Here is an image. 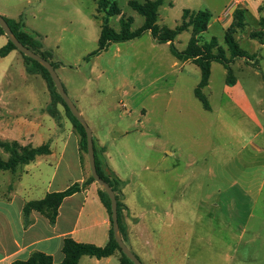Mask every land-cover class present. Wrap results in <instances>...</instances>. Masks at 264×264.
<instances>
[{"label": "rangeland", "instance_id": "374dc122", "mask_svg": "<svg viewBox=\"0 0 264 264\" xmlns=\"http://www.w3.org/2000/svg\"><path fill=\"white\" fill-rule=\"evenodd\" d=\"M111 1L117 3L122 15L109 17L99 9V0H0V5L8 7L17 16V22H21L45 50L67 64L65 69L60 66L56 71L65 90L74 94L80 93L87 81L85 58L98 49L105 17L117 32L122 19L133 18L132 31L144 24V17L129 5L132 0ZM136 1L143 4L148 0ZM232 1L164 0L158 23L174 29L182 24L185 10H208L212 19L208 30L199 38L200 45L215 37L218 48L231 58L225 33L233 26H224L218 17ZM246 21L244 28L236 26L235 39L250 59H235L231 68L260 125L226 92L232 86H227V71L220 63L213 64L210 85L203 89L212 109L206 110L195 94L201 79L198 66L176 59L170 47L154 42L150 33L134 41L113 44L93 60L92 80L102 86L101 108L111 114L109 123L139 128L137 120L146 113L145 126L149 128L155 121L163 126L175 125L169 146L175 161H181L177 163L175 175L178 180L180 175L189 173L191 188H202V196L193 193L191 202L197 205L202 200L203 205L206 201L205 213L202 212L207 222L206 233L217 239L208 245V250L218 248V254L222 253L220 264H264V153H259L255 147L264 148V132H260L262 128L264 131V48H261L264 18L257 22L248 13ZM63 28H66L65 33ZM254 33L261 40L253 38ZM60 37L64 38L61 50L54 52L52 49ZM191 38L192 28L179 35L175 42L177 49L184 51ZM218 48L214 49L216 54ZM8 68L0 67L1 77ZM13 74L16 82L10 89L23 87L20 70L14 69ZM127 82L134 84V91L125 88ZM44 83L47 81H40V91L44 90ZM35 85L39 87V82ZM121 103L126 105L127 112L121 108ZM118 116L124 120L116 121ZM131 139H135V135ZM162 140L166 143L167 136ZM2 157L7 160L9 155L2 150ZM83 158L91 174L84 151ZM186 161L191 163L190 167L184 165ZM150 174V170L141 171L140 182L153 188V181L148 178ZM9 175L0 171V194Z\"/></svg>", "mask_w": 264, "mask_h": 264}, {"label": "crops", "instance_id": "0c3cea01", "mask_svg": "<svg viewBox=\"0 0 264 264\" xmlns=\"http://www.w3.org/2000/svg\"><path fill=\"white\" fill-rule=\"evenodd\" d=\"M243 10L245 15L251 13L259 22L264 18V0H246ZM0 15L18 19L2 5ZM23 30L26 31L25 26ZM62 32L65 33L66 28ZM62 40L64 38L60 37L52 51L61 50ZM8 42L6 35L0 36V48ZM42 50L47 51L44 47ZM22 56L20 51L13 50L8 56L0 57V67H9L0 76V141L33 148L49 144L50 152L19 167L16 172L6 171L11 175L5 186H1L4 191L0 194V264L26 262L36 252L51 256L55 264H61L65 260L63 247L67 239L106 246L110 241L112 219L100 198L101 187L94 182L64 199L55 223L34 211L28 217L30 224L26 226L24 207L28 202L42 200L49 193L63 192L77 183L87 184L91 174L81 153L80 136L65 107L57 103L56 114H51L49 107L53 99L48 83H44L43 91L39 90L40 81L46 80L38 72H29ZM94 58L85 62L88 77L82 91L74 94L66 91L90 126L95 145L104 150L107 166L125 183L121 192L122 203L127 208L124 211V242L143 264H220L222 253L218 254V248L208 250V245L217 239L206 233L207 222L202 218L206 201L203 205L202 200L197 205L191 202L193 193L202 196V188H191L189 173L188 176L180 175L178 180L175 175L177 163L181 162L175 161L174 152L169 148L175 125L163 126L155 121L149 128L145 126L146 113L137 120L139 128H123L117 123H109L111 114L101 108L102 86L92 80ZM51 61L61 69L67 67L53 53ZM186 63L194 64L192 61ZM14 69L20 70L23 87L10 89L16 82ZM35 82H39V87ZM125 88L132 92L136 87L127 82ZM230 88L226 92L232 95L233 101L260 125L240 81ZM121 108L127 109L124 103ZM118 119L124 120L121 116L116 121ZM260 132H264L263 128ZM133 135L135 139H131ZM165 136L166 143L162 140ZM255 147L259 153H264L263 147ZM184 165L190 167L191 163L186 161ZM145 170L151 171L148 178L153 181V188L140 182L139 174ZM120 260L121 255L117 252L102 259L83 256L79 264H120Z\"/></svg>", "mask_w": 264, "mask_h": 264}, {"label": "trees", "instance_id": "16d2710c", "mask_svg": "<svg viewBox=\"0 0 264 264\" xmlns=\"http://www.w3.org/2000/svg\"><path fill=\"white\" fill-rule=\"evenodd\" d=\"M129 5L135 10L138 14L144 17L145 21L142 27L132 31L133 18L127 20L122 19L121 29L119 32L114 30L110 24L108 17H105L104 22L101 25V34L98 40V49L86 58V62H90L94 57H97L102 52L106 51L110 45L125 43L132 40L141 38L146 32H150L153 39L159 44H169L170 51L172 55L179 61L187 62L192 61L196 64L201 71V80L195 90L196 97L201 101L204 108L208 111L211 110V105L203 93V89L207 88L210 84L211 79V69L214 62L220 63L223 65L227 71L226 83L229 86H234L237 82V79L233 75V70L231 68V63L235 59H250V56L241 49L239 42L235 39V29L236 26L244 28L246 26L245 12L244 10H238L235 13L234 21L228 30L225 33V42L231 53V58L225 56L224 51L218 48V39L212 38L209 43L200 45V36L205 33L208 28L210 21L212 19V14L208 10H199L191 11L185 10L183 13V22L181 25L177 26L174 29L168 27H161L159 25V16L160 8L164 5V0H148L145 3L141 4L136 0L130 1ZM99 9L104 11L109 17L116 15H122L121 9L118 7L116 2L111 0H99L98 3ZM5 18V17H4ZM8 22L10 28L19 39L21 43L29 47L35 53L39 54L43 58L47 59L52 63L55 69L58 68V64L51 61L52 53L48 51H43V46L34 39L32 35L28 32L23 31L24 25L21 22L5 18ZM192 28V38L189 41L187 48L184 51L177 49L175 42L180 34L185 31H189ZM5 35L3 29L0 27V36ZM253 38H259L256 33L253 34ZM261 40V39H260ZM218 48V53L214 52V49ZM13 50H17L15 45L9 40L8 44L0 48V57H6ZM22 54V53H21ZM25 61L28 65L29 72H38L42 74L44 79L47 81L49 86V91L51 93L53 103L49 107V111L52 115L56 114L55 109L52 108L57 103H62L65 107L67 115L71 119L75 130L80 136V148L81 153L83 151L87 153V136L84 130V127L79 123V121L72 115L71 111L65 104L61 95L58 93L52 78L49 72L38 62L33 59L25 56ZM95 145V143H94ZM4 153L8 154V159L2 157V150ZM50 152L49 144L44 146L33 148L31 146H21L18 143H7L0 141V171H10L16 172L17 169L23 165H27L30 162L34 161L38 156L43 154H48ZM104 150L99 149L95 145V156H96V166L99 176L107 182L111 188L116 193L118 200V217L119 225L122 237L125 239V216L124 211L127 209L126 206L122 203L121 192L122 188L125 185L107 166L104 159ZM83 156V155H82ZM84 159V158H83ZM96 182L94 178L90 177L87 184L80 185L74 184L67 190L57 193H49L44 199L28 202L24 207V216L26 221V226L30 224L28 221L29 215L36 211L46 217H48L51 223H55L59 214V208L65 198L74 195L75 193L86 188L88 183ZM100 198L109 211L112 219V208L111 201L108 194L101 188L99 192ZM120 253L121 260L120 264H134L129 260L119 248L113 232V222L111 228V235L109 243L104 247H98L92 244H84L75 242L72 239H67L64 243L63 253L65 255V260L61 264H79L80 259L83 256L95 257L98 259L107 258L113 256L115 253ZM16 264H55L53 258L44 253L36 252L31 258L26 262H16Z\"/></svg>", "mask_w": 264, "mask_h": 264}, {"label": "water", "instance_id": "95a60500", "mask_svg": "<svg viewBox=\"0 0 264 264\" xmlns=\"http://www.w3.org/2000/svg\"><path fill=\"white\" fill-rule=\"evenodd\" d=\"M0 27L3 29L5 35L15 45L18 51H20L25 56L33 59L34 61L38 62L49 72L58 93L61 95L65 104L71 111L72 115L84 127V130L87 136V156H88L91 175L96 181V183L99 184L100 187L108 194L110 201H111L114 238L119 248L121 249L122 253L129 260H131L134 264H143L142 261L135 255V253L131 251V249L126 245V243L123 240L121 230H120V225H119L118 200L116 197V193L111 188V186L99 176L98 171H97L93 132L90 126L87 124V122L83 118L78 107L69 97L62 81L60 80L57 74L55 67L52 65L50 61L43 58L42 56H40L39 54L31 50L29 47L21 43L19 39L16 37V35L14 34V32L12 31V29L10 28L8 22L5 20V18L2 15H0Z\"/></svg>", "mask_w": 264, "mask_h": 264}, {"label": "built area", "instance_id": "2783aa9c", "mask_svg": "<svg viewBox=\"0 0 264 264\" xmlns=\"http://www.w3.org/2000/svg\"><path fill=\"white\" fill-rule=\"evenodd\" d=\"M245 5L246 0H233L231 5L225 8L219 15L218 21L224 26H231L234 21L235 13L238 10H243Z\"/></svg>", "mask_w": 264, "mask_h": 264}]
</instances>
